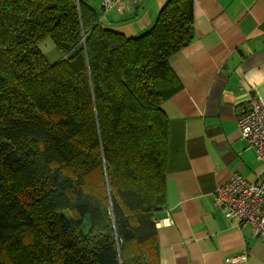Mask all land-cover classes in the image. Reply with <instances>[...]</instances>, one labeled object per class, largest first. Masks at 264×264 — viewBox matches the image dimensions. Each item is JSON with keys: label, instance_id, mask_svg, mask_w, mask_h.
<instances>
[{"label": "trees", "instance_id": "1", "mask_svg": "<svg viewBox=\"0 0 264 264\" xmlns=\"http://www.w3.org/2000/svg\"><path fill=\"white\" fill-rule=\"evenodd\" d=\"M101 16L89 0H0V264H161L162 107L182 89L194 0H168L137 37Z\"/></svg>", "mask_w": 264, "mask_h": 264}, {"label": "crops", "instance_id": "2", "mask_svg": "<svg viewBox=\"0 0 264 264\" xmlns=\"http://www.w3.org/2000/svg\"><path fill=\"white\" fill-rule=\"evenodd\" d=\"M89 1L103 27L137 37L168 0H128L135 5L125 14H103V0ZM194 36L172 59L182 89L162 107L169 160L167 202L155 215L160 263L264 264L252 228L227 221L214 206L216 189L234 174L264 184V164L237 125L251 97L264 98V0H194ZM244 253L247 261H230Z\"/></svg>", "mask_w": 264, "mask_h": 264}, {"label": "built area", "instance_id": "3", "mask_svg": "<svg viewBox=\"0 0 264 264\" xmlns=\"http://www.w3.org/2000/svg\"><path fill=\"white\" fill-rule=\"evenodd\" d=\"M128 0H103V14L117 11L125 14L131 11ZM237 125L241 138L247 142V149L254 152L258 161L264 164V98L253 95L250 103L239 110ZM214 206L224 218L239 227L250 226L254 236L264 245V184L248 182L238 174L214 193ZM171 222V219H168ZM246 253L233 257V263L247 261Z\"/></svg>", "mask_w": 264, "mask_h": 264}, {"label": "rangeland", "instance_id": "4", "mask_svg": "<svg viewBox=\"0 0 264 264\" xmlns=\"http://www.w3.org/2000/svg\"><path fill=\"white\" fill-rule=\"evenodd\" d=\"M110 13H112V12H110ZM119 30H116V31L124 33L121 31V29H119ZM124 34L131 36V35H129V33H124ZM39 48L43 52V54L46 56V58L49 60L50 63H57L58 61H60L63 58L61 51L55 46L54 42L50 38L43 41L39 45Z\"/></svg>", "mask_w": 264, "mask_h": 264}]
</instances>
